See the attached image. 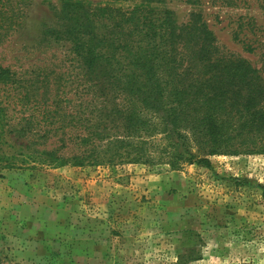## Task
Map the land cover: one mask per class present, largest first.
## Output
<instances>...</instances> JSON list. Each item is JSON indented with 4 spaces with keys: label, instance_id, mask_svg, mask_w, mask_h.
<instances>
[{
    "label": "rangeland",
    "instance_id": "rangeland-1",
    "mask_svg": "<svg viewBox=\"0 0 264 264\" xmlns=\"http://www.w3.org/2000/svg\"><path fill=\"white\" fill-rule=\"evenodd\" d=\"M0 1L17 16L0 44V65L37 80L32 89L39 96L44 75L68 73L72 102H90L91 92L80 94L81 69L59 0ZM81 1L122 12L146 6L145 0ZM156 1L146 3L169 11L177 27L200 14L219 53L260 66L264 0ZM97 28L102 32V24ZM16 92L10 89L8 99L0 92L12 129L36 115L35 101L23 105ZM33 133L6 137L4 154L17 159L0 165V264H264V154L212 156L210 168L178 171L132 163L78 167L69 161L73 144L59 147L71 133L41 139L42 131ZM54 157L67 162L49 165Z\"/></svg>",
    "mask_w": 264,
    "mask_h": 264
},
{
    "label": "trees",
    "instance_id": "trees-1",
    "mask_svg": "<svg viewBox=\"0 0 264 264\" xmlns=\"http://www.w3.org/2000/svg\"><path fill=\"white\" fill-rule=\"evenodd\" d=\"M59 2L81 69L80 94L91 92L92 99L72 102L65 91L68 73L44 75L39 96L32 89L37 80L29 83L0 65L1 97L17 91L13 97L19 103L35 101L36 114L12 129L5 113L9 105L0 101V165L17 159L4 154L10 145L6 137L25 138L33 131L43 132L40 139L50 132L71 133L58 140L59 147L73 144L69 161L78 167L132 163L178 171L189 165L210 168L212 156L264 154V55L259 67L223 55L200 14L177 27L169 11L148 7L154 0L129 12L91 8L81 0ZM16 18L0 1V44ZM59 160L67 162L54 157L48 164Z\"/></svg>",
    "mask_w": 264,
    "mask_h": 264
}]
</instances>
